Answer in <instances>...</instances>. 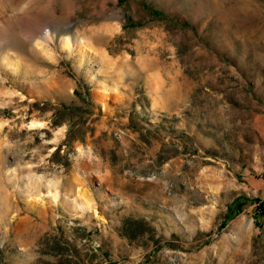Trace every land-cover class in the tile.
Masks as SVG:
<instances>
[{
    "label": "rangeland",
    "instance_id": "374dc122",
    "mask_svg": "<svg viewBox=\"0 0 264 264\" xmlns=\"http://www.w3.org/2000/svg\"><path fill=\"white\" fill-rule=\"evenodd\" d=\"M264 0H0V264H264Z\"/></svg>",
    "mask_w": 264,
    "mask_h": 264
},
{
    "label": "bare ground",
    "instance_id": "6f19581e",
    "mask_svg": "<svg viewBox=\"0 0 264 264\" xmlns=\"http://www.w3.org/2000/svg\"><path fill=\"white\" fill-rule=\"evenodd\" d=\"M263 35H264V29H263V32H262L261 36H263Z\"/></svg>",
    "mask_w": 264,
    "mask_h": 264
}]
</instances>
